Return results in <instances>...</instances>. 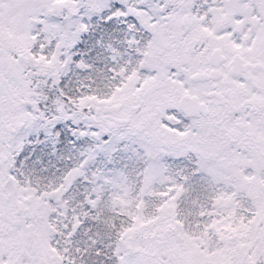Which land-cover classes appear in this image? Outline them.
<instances>
[{"label":"snow or ice","instance_id":"obj_1","mask_svg":"<svg viewBox=\"0 0 264 264\" xmlns=\"http://www.w3.org/2000/svg\"><path fill=\"white\" fill-rule=\"evenodd\" d=\"M0 264H264V0H0Z\"/></svg>","mask_w":264,"mask_h":264}]
</instances>
